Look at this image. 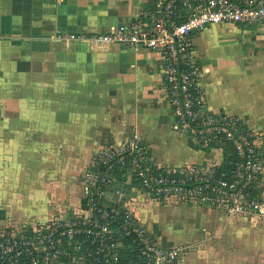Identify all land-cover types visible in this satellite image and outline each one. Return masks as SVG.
<instances>
[{
	"label": "crops",
	"instance_id": "0c3cea01",
	"mask_svg": "<svg viewBox=\"0 0 264 264\" xmlns=\"http://www.w3.org/2000/svg\"><path fill=\"white\" fill-rule=\"evenodd\" d=\"M148 1L0 0V80L7 83L8 129L23 132L21 139L26 137L23 142L16 137L9 143L13 150L8 153L10 173L16 176L21 150L30 149L29 145L25 148L27 135L36 146L59 157L56 168L24 175L36 178L33 184H23L27 199L34 193L36 201L44 200V207L34 215L13 213L20 205L10 209V197L18 190L9 191V207L0 210V231L19 234L60 212L81 211L83 169L101 147L118 143L130 132L141 137L159 166L221 165V148L199 143L176 126L166 98L160 53L54 38L57 32L112 30L134 19ZM194 44L207 108L239 116L248 129L257 132L264 153V23L213 24L197 33ZM53 170L58 180H41ZM125 179L117 177L109 187V202L119 201L124 191L122 204L159 241L182 247L172 264L182 263L188 241L201 240V232L211 233L243 217L228 215L213 205L158 199ZM48 185L51 193L61 194H54L51 203L45 200ZM258 190L264 194V174ZM15 214L17 220L12 218Z\"/></svg>",
	"mask_w": 264,
	"mask_h": 264
},
{
	"label": "built area",
	"instance_id": "2783aa9c",
	"mask_svg": "<svg viewBox=\"0 0 264 264\" xmlns=\"http://www.w3.org/2000/svg\"><path fill=\"white\" fill-rule=\"evenodd\" d=\"M263 23L264 0H149L134 19L112 30L55 33L58 40L122 44L160 53L176 126L202 144L229 141L236 160L228 175H217L220 165L159 166L141 137L127 133L118 143L101 147L83 169L81 211L60 212L19 234L0 231V264H172L182 247L159 241L122 204L124 191L119 201L109 202V187L120 176L129 184L137 180L133 186L158 199L213 205L228 215L264 217V194L258 190L264 153L257 132L237 115L207 108L194 44L197 33L213 24Z\"/></svg>",
	"mask_w": 264,
	"mask_h": 264
},
{
	"label": "rangeland",
	"instance_id": "374dc122",
	"mask_svg": "<svg viewBox=\"0 0 264 264\" xmlns=\"http://www.w3.org/2000/svg\"><path fill=\"white\" fill-rule=\"evenodd\" d=\"M260 25L262 24L258 26ZM6 86V80H0V210L4 207H9L10 203V205L12 204L10 209L14 208V205H20V210H12L13 213H28L29 215H34L36 214V210L44 207V200L36 201V194L34 193L32 198L27 199L28 195L23 191L25 189V185L23 184H33L36 178L30 176L26 179L24 175L27 173L30 175V173H32L31 171L48 172L49 169L52 170L56 168L55 165L58 164L56 159L59 160V157H55L54 153L56 152L54 151L45 152L42 147L39 148V146H36L37 142L30 141L27 135L29 141L26 143L25 148L29 145L27 149H30L29 151L26 150L27 154L25 151L21 150L19 156V160L21 161L17 164L16 168H14V170H18L16 176L14 177L13 174L10 173L12 171L9 170L11 161L9 160L8 153H12L13 150L9 146V143L16 137L21 139L23 132L20 133L16 131L15 133L13 130L8 129L10 115L7 111L8 102ZM29 134L31 135V133ZM23 140H26V137L21 139L22 142ZM31 146H33V149ZM18 174L22 175V178H20ZM47 175L46 179L44 177L41 180H45L48 183V180H58L56 175H54V170ZM50 175L52 176L50 177ZM49 185V191L45 196V200H50L51 203L54 194L58 197L61 194L57 192L51 193ZM20 189L22 190L19 191ZM14 190L18 191L12 194V197H10L11 202L8 203L9 191L13 192ZM54 202L57 203L56 201ZM43 211L45 210H42L39 215H41ZM1 213L0 218H2ZM18 214L12 217L13 220L19 218L17 217ZM20 216L24 218L23 215ZM232 216L236 217L237 215ZM241 216L243 217H241L240 220H232L233 222L228 221L220 229L214 228L210 231L211 233H204L206 231L201 232V240L199 241H188L190 247L184 252L181 258L182 263L178 264H264V217ZM227 217L229 216H226V218Z\"/></svg>",
	"mask_w": 264,
	"mask_h": 264
},
{
	"label": "trees",
	"instance_id": "16d2710c",
	"mask_svg": "<svg viewBox=\"0 0 264 264\" xmlns=\"http://www.w3.org/2000/svg\"><path fill=\"white\" fill-rule=\"evenodd\" d=\"M213 146H220L222 147L223 150V160L220 166H218L217 168V175L220 174H226L228 175V172L230 170V168L233 165V162L236 160V153L235 150L233 148V145L229 142V141H223L220 144L217 143H213L210 144ZM134 183L137 182V180L133 181Z\"/></svg>",
	"mask_w": 264,
	"mask_h": 264
}]
</instances>
